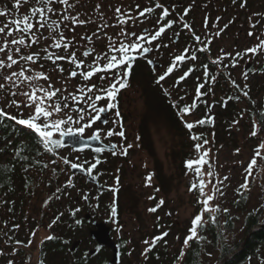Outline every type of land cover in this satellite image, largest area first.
I'll use <instances>...</instances> for the list:
<instances>
[{"label": "flooded vegetation", "instance_id": "obj_1", "mask_svg": "<svg viewBox=\"0 0 264 264\" xmlns=\"http://www.w3.org/2000/svg\"><path fill=\"white\" fill-rule=\"evenodd\" d=\"M31 1L33 7H37L36 0ZM196 1L197 0H137L136 5L139 4L140 7H132L130 9L133 20L129 21L124 28L128 32H135L137 35L141 33L152 34L155 33L159 27L165 26L168 21H172L173 23L171 27L165 28V32L160 38L147 45L151 48L150 52L138 55L133 61L130 75L127 80V87L120 89L116 100L112 101L117 107L109 109L107 121L108 108L106 106L110 101L105 97V99L99 102L100 109L101 106L103 108L106 107L104 108L105 110L99 114V119L95 120V124L97 125V122L99 124L97 128L101 130V138L99 140L105 145H115V147H113V149L103 148L102 151H96V149L88 147L75 150V152L80 154H88V156H83L82 160L76 163L84 164L85 167L90 166L96 159L104 163L106 166L104 170L108 173L106 177L102 179L99 177L100 174H97L98 166L101 164L99 163L97 167L93 169L92 174H88L83 169V172L70 173L73 186H68V184L65 185L61 182V184H57L54 188L53 184H50L53 183L51 181L49 183L50 185H47L48 192L42 197V202L39 203L40 206L38 209L37 206H31L33 202H37V180L34 175L28 173H10L3 175L1 180L7 188L2 192L0 191V211L4 206L8 207V210L3 215L0 214V264H8L9 261H13V264H110L113 256V248L99 245L97 240L91 236V230L95 229L97 224H104L109 228L110 236L119 253L117 262L113 264H120L124 249H122L120 243L124 239H115L112 235L113 230L111 224L119 221L117 218V197L114 196L110 198L108 196L110 188L108 183H106V179H111L112 177V152H114V149L118 146L116 141L123 140L125 137H120L119 135L108 136L106 133L109 129L116 132L120 129V131L125 133L126 127L124 128V126H127L126 121L128 120L130 111L122 107L123 103H125V98L129 99L130 90L139 92V87L142 88L141 94L145 100V107H147L148 111L162 103L163 106L159 108L161 112H169L172 116L175 115L178 117V121L181 120V122L185 123L190 122L185 116L191 115L192 112L194 113V118H196L207 108L208 110L209 108H211V110L214 108L216 109L214 100L212 99V92L214 90L223 93L222 95L225 98L227 94L226 89L231 88L237 91L239 88H245L242 87V83L247 80L245 79V73H247V78L251 79V83L260 80L264 67L262 64L264 53L262 55V51H260L257 54H244L245 49L255 46L259 42V39H263L262 32L259 30V27L262 25V17L260 15L262 4H260V0H235V2L234 0H198L208 4V6L207 4L205 5V8L202 5L197 6ZM156 3H160L163 7L169 9L167 16L162 17V8H156ZM242 4L244 6H241ZM60 5L62 4H59V6ZM71 5V8H69L68 5H63L64 9L62 11V16L68 14L72 16L87 15L86 10L83 9L82 13H79L78 7L75 6V4ZM144 7H152L154 11L146 13L141 17L139 12L142 11ZM246 8L247 10H245ZM251 8L252 11H250ZM185 9H188L187 14H185ZM217 10H221L222 12L218 14ZM236 10L239 12H236ZM47 15L49 17L48 23L55 20L54 16H59L56 13H48ZM213 16H219V19H221L220 16H223L227 18V20L223 22L218 19V23L214 25ZM234 16L239 17L234 18ZM246 16H258L254 18L253 21H250L249 25H251V28L249 32L253 33L251 36L244 32L246 29ZM2 17L3 16H0V23ZM83 18L88 21L89 29H91L96 37L100 33H103L101 31L104 30V25H108L107 23H96L88 15L83 16ZM157 20H159V24ZM185 23L189 24L191 27L185 28ZM65 24L67 27L64 26ZM226 24L228 27L224 28ZM237 25H240V27L236 29ZM81 26L86 27L87 23ZM112 26L113 29L119 27L118 24H112ZM12 27H14V25H12ZM78 27H80V25H73L71 21H64L59 31H62L64 36L68 38L67 36L71 37L76 33ZM256 27L260 33L256 30ZM45 28V31L49 32V29L47 27ZM221 29H223V31H221ZM120 32L121 29L118 28V34ZM217 32H220V34L217 35ZM54 34L56 33L54 32L53 35ZM14 35L18 37L20 33H15ZM194 35L199 36L200 40L196 41ZM225 36L232 38L231 49L230 47L225 48L221 46ZM71 39L73 38L71 37ZM133 39L135 38L130 37L125 42H131ZM35 45L36 44L32 45L31 48L28 49H25L27 48L25 47L23 55L32 53ZM11 47L12 49L15 48V46ZM205 47V51H200L201 48ZM186 48L189 50L187 53L184 52ZM85 50H88L90 53L92 51L91 48ZM224 50L226 53H231L232 55H224ZM237 52L242 53V55L236 57L235 53ZM193 53H195L197 57L195 60L191 59V54ZM116 54L119 55L118 53ZM133 54L135 55V53ZM181 54L185 55L187 58L182 62H176L173 72L158 83L159 76L163 75L173 63L174 58ZM13 55L14 58L18 59L15 53H13ZM43 57L44 55L41 56L40 60L47 63L48 60H45ZM218 57L220 58L219 60H217ZM85 58L87 57H84V59ZM234 60L236 61L235 66H233ZM149 61H152V63H149ZM213 61L217 62L213 63ZM70 64L71 63H69L67 67H70ZM57 65L61 66V61H57ZM205 65H207V69H205ZM83 68L86 69L87 65L85 64ZM190 68L193 69V71H191L184 80L177 83L178 78ZM107 74L109 77H106V81H109V83L113 82L111 72ZM100 75H106V73H98L90 81H84L79 74L73 79H77L80 83L87 84L100 77ZM212 77H215V80H213ZM233 81L236 83L233 84ZM200 84L205 85V87L201 89L202 93H204L203 95H198L196 92ZM181 97L183 99H181ZM193 103H195V107L191 108ZM185 105L191 108L189 114H184L179 111V109L183 108ZM166 106H170L171 108L167 109ZM117 111L119 112V116L116 115ZM158 114L160 113L158 112ZM133 115L139 117L136 114ZM103 117L106 121H104L105 123L100 120V118ZM142 118H145V116L143 115ZM208 121L209 124L212 125L213 121L210 119ZM102 122L104 124H102ZM113 126H117V129L113 128ZM137 126H139V124ZM148 130L147 120L146 122L144 120L143 124L141 119L140 132L146 138V134L149 132ZM133 134L135 137L139 138L140 133L138 128L134 130ZM80 136L82 138H88V136H83L82 134H80ZM69 148L72 147L70 146ZM77 176L83 179L81 183L77 182L76 179H72ZM89 177L94 178V180L89 179ZM73 180H75V182ZM56 183L57 181L55 180V184ZM85 196L88 197L87 200L84 199ZM71 198L73 199L71 200ZM55 201L57 202V206L53 205ZM80 201H82L81 205L78 204ZM105 202L108 203L107 205L110 209L108 210L107 207H104L107 208L108 211L103 213L101 207L102 204H106ZM30 206L31 208L29 209ZM113 207L116 209L115 216L112 215L111 211ZM76 209H79V211L73 215L72 213ZM26 212H29L31 215L32 212H34L33 215H36L35 212H40V214H38L39 219L41 218L40 222H42V218L51 222L52 228L50 226L47 227L48 230L51 229L47 237L51 236L53 238L47 239V237H45L40 244H37V232L33 229L31 224L33 218L32 222L35 225L36 216H31ZM77 220L80 221L79 224L76 223ZM16 225H19V227L17 228ZM81 232L83 233L81 234ZM33 233H35V235H33ZM71 235L73 237H71ZM16 241H21L22 243L17 245ZM29 241H31V243H29Z\"/></svg>", "mask_w": 264, "mask_h": 264}, {"label": "rangeland", "instance_id": "obj_2", "mask_svg": "<svg viewBox=\"0 0 264 264\" xmlns=\"http://www.w3.org/2000/svg\"><path fill=\"white\" fill-rule=\"evenodd\" d=\"M137 0H69L70 4H75L78 7L79 13H82L83 9L86 10L87 15L91 17V19L101 24H108V27H103L102 30L97 37L94 36V33L89 29V24L87 26L78 27L76 33L71 36L74 39H71L70 36L68 40L71 41V48L68 50L76 51L77 57L82 56V52L85 49L91 48L92 55L90 57L85 58V64L88 65L92 62L95 57V54H103L109 52V40L108 36H111L113 40L118 39V28L121 29V26L113 29L112 24L117 25V19H126V15L117 16L115 9L121 8L122 13L130 14V9L132 7H136ZM197 6H203L207 3L196 1ZM58 0L54 3L53 7L56 9V14L59 16H54L55 20H58L60 16H62L63 4L59 6ZM204 4V5H203ZM261 12V27H259L260 32H262V38L264 39V0H260ZM31 0H19V7H17V0H7V2L0 1V13H4L1 19L0 26H4L5 24L12 25L10 22L14 19H22L23 15L31 13V8H33ZM97 5H100L98 8ZM40 6L37 4V7ZM208 6V4H207ZM35 7V6H34ZM247 10V8L245 9ZM252 11V8L250 9ZM218 14L222 11L217 10ZM236 12H239L236 10ZM235 13V12H233ZM83 15V16H87ZM83 16H78L79 19H84ZM17 17V18H15ZM133 17V16H132ZM214 17V25L218 23L219 16ZM221 19L219 21L226 22L227 18L220 16ZM239 16H234L237 18ZM258 16H246L245 25L246 29L244 32L248 34L251 25L250 21H253L254 18ZM85 20V19H84ZM66 23V22H65ZM72 24V23H71ZM77 25V24H76ZM126 25V24H125ZM123 25V27L125 26ZM101 27V26H99ZM240 25L236 26V29L239 28ZM245 27V26H244ZM46 29V28H45ZM45 29H40L37 35L39 36H49V32H46ZM256 30L259 32L258 28ZM91 31V32H90ZM259 32V33H260ZM56 35V34H54ZM92 35V41H88L87 39H82V37H88ZM11 39L12 37H7L5 34H0V44H3L4 39ZM53 44L52 39H41L39 43L34 46V50L32 52H40L41 56L44 55L43 49L48 48L50 52L58 53L60 55H64L63 47L61 49H56L54 47H50ZM222 47L230 49L232 48V38L229 36H225V39L222 41ZM24 45H21V54L23 55L25 49ZM31 48V47H30ZM14 49V48H13ZM33 49V48H32ZM94 49V52H93ZM226 53V51H223ZM13 53H15L13 51ZM264 51H262L263 55ZM0 59L6 60V53H0ZM43 65V68H40V65ZM67 60H61V67L64 68V72L61 73L56 70V65H53L51 61L45 63L44 61H39L36 64H32L31 62L25 63L24 61H19L17 65H13L11 69L2 68L0 69V84H5V88L0 89V106L6 107V110L9 111L13 115L20 116V113L23 112L24 118H26L29 114L34 112V106L32 108L23 107V103L25 102V97L19 95V93L24 91H31L29 87L30 82L25 81H17L19 87H13L12 82L4 80L5 76L11 74L12 71H19L21 67L31 68L32 71H44L50 77V82L56 88L66 89V91H62L61 96H66L68 93L74 92L78 87H85L87 84H96L97 89L93 91L91 94L93 99L90 101L87 99V95L83 101H80L77 105L78 107H83L85 109V120L81 123H88L89 119L93 116L97 115V112L90 108L88 105L90 103H94L96 109H100L101 100L96 101L94 99L96 94H101L98 92L100 87H107L109 81L100 80L98 77L94 81L90 83H80L77 79H73L69 76V72L75 68L74 64H70L68 66ZM264 65V59L262 61ZM73 67V68H72ZM87 69V68H86ZM85 69V70H86ZM31 74V73H26ZM107 78L108 74L105 75ZM15 79V78H14ZM251 79L247 78L244 83H242V87L245 85H251ZM250 81V82H249ZM33 84H42L45 85L47 82L40 80L31 82ZM17 92L18 94L13 97L11 92ZM142 88L139 87V92L135 90H130L129 99L125 98V103H123V107L125 110L130 111V115L128 117L127 126L125 125V139L116 141L118 146L112 152L113 161L111 162L113 167V173L111 179H106V183L109 185L108 196L110 198L116 196L118 212L119 216L117 217L119 221L117 223H112V235L115 239H124L125 245L123 249V256L120 264H148V256L149 251H145V249L149 248L153 238L162 236L163 233H167L166 236H163L162 239L166 240L167 244V252L168 256L172 257L174 252H180V260H181V250L186 248L184 245L183 238L189 235V229L192 227V220L196 214H198L203 205L198 203L204 199L199 193V179L197 178L194 171L189 170L187 167L182 168V152L189 151V149H193L194 144H191L189 141V137L183 135L178 129L179 125L182 124L185 127V123L179 121V124L175 122L174 117L169 112H161L159 108L163 106L162 103L160 105L153 107L150 111L145 107V100L141 94ZM212 99L220 100L223 102L225 100L222 93L218 90H214L212 92ZM260 98V94L258 95ZM15 99L21 102V109H17L14 106H8L9 102ZM71 104L72 102L69 101ZM245 100H241L237 106H240L241 111L238 115V119H234L233 122H230L229 126L226 127V133L219 126L218 120L219 112L217 109L211 110L209 108V112H207L206 119H210L213 121L212 125L214 130H221V133H225V135H216L214 131H207V139L208 143L203 145V149L208 150V163L205 164L202 168V172L205 174L203 178L205 181H211V183L207 184L205 188V192L207 194H211L213 190V185H216L218 188L221 185L229 184L231 181L237 182L242 178L244 174V166L247 163L250 154L249 146L251 141L249 139L251 133V126L247 129L243 124L244 117L246 115L245 111ZM107 107V106H106ZM104 107V108H106ZM101 108H103L101 106ZM103 108V109H104ZM68 111V110H66ZM158 112L160 114H158ZM102 112H99V114ZM108 115L106 117V121L109 117V109L107 111ZM133 114H136L139 117H135ZM234 114V113H233ZM78 113H74V117L77 116ZM145 118H142V116ZM104 116V115H103ZM187 120L190 122H196L201 119H205L203 113L199 114L198 117L194 118V113L191 115L185 116ZM144 124V120L149 127V132L146 134L147 138L143 136L140 132V122ZM105 120H103L104 122ZM105 121V122H106ZM102 122V124H104ZM139 124V126H137ZM97 125L98 122H97ZM95 121L92 123V126L85 129V132L82 134L83 136H91L93 131L97 128ZM201 124H197V126L192 129V133L195 134V131H199L198 127ZM79 125L73 124L72 127L75 128ZM26 127V126H24ZM113 128L117 129V126H113ZM138 128L140 133L139 138L135 137L133 132ZM212 128V129H213ZM185 131H189L186 128ZM120 131V129L118 130ZM127 131V132H126ZM257 131L264 135V131L262 132L259 128ZM219 132V131H218ZM117 136V135H115ZM53 138H59V133H54ZM1 140V138H0ZM227 140H229L227 142ZM225 142L227 144H225ZM258 146L261 144V141H258ZM4 146L3 143L0 145ZM131 144L132 147L127 149V154H123V150L127 147V145ZM70 146H65L60 149H57L56 152H47L42 149L41 160L43 164H47V167H30L26 169L23 173H28L34 175L37 180V190H36V200L37 202H33L31 206H39L42 202V197H44L45 193L48 192L47 185L52 181L53 187L57 184H61L63 182L65 185L68 184L70 177L71 167L68 164L63 163L61 157H68L73 163L82 160L83 156H88L87 153L80 154L75 152V149L69 148ZM239 150V151H237ZM264 151V149H262ZM194 155V154H193ZM191 156L190 159H196V157ZM9 155L2 156V160L8 158ZM56 161L55 164L52 161ZM111 161V160H110ZM213 162L215 170L212 171L213 176L208 177L206 173L209 171L207 168L209 164ZM238 167V168H236ZM256 168V169H255ZM55 169V172H53ZM240 170V171H239ZM253 173L250 176L251 179H255V184L252 190V201L256 203L259 201L261 189L259 186L264 188V166L261 167L255 165L253 168ZM108 174V173H107ZM151 174V180L147 179ZM228 177L227 180H224V177ZM160 177V179H159ZM117 178H119V182L117 183ZM77 182L81 183L83 180L81 177L77 176L75 178ZM55 180L57 183L55 184ZM161 180V181H160ZM75 182V180H73ZM220 183H217V182ZM195 182L197 184V189L189 191L191 184ZM49 184V185H50ZM219 192V191H218ZM218 192L216 193V198L210 202L211 206H215L219 203ZM152 197V199H150ZM80 200V199H79ZM163 200L161 204L160 201ZM71 201V200H70ZM82 201L78 204L81 205ZM54 206H57V202L53 203ZM29 207V209L31 208ZM155 208L156 211L152 212L149 209ZM8 210V207L4 206L1 208L0 214L3 215ZM103 213H106L107 208L101 207ZM27 214L31 215L29 212ZM36 215V223L33 224L31 220V224L33 229L36 230V240L37 244H40L43 238L47 237L51 232V229L48 230L47 227L51 225V222L42 218V222L39 219L40 212H35ZM215 214V213H214ZM104 215V214H102ZM208 215H212L210 213L204 214V223L207 219ZM40 223V225H39ZM52 228V225H51ZM83 232H81L82 234ZM199 235V230H198ZM231 236L234 233L230 234ZM235 236L240 237V224H238V230H235ZM145 241H149V244H145ZM210 247V245H208ZM151 249V248H150ZM209 257L208 263L214 264L216 259V251L209 248ZM172 251H174L172 253ZM111 257V256H110ZM221 262V261H220ZM170 264V263H169ZM220 264V263H219Z\"/></svg>", "mask_w": 264, "mask_h": 264}, {"label": "snow or ice", "instance_id": "obj_3", "mask_svg": "<svg viewBox=\"0 0 264 264\" xmlns=\"http://www.w3.org/2000/svg\"><path fill=\"white\" fill-rule=\"evenodd\" d=\"M57 0H36V3L40 6L31 8V15L25 14L23 15L22 19H14L10 22L11 25H14V27H11L9 24H5L4 26H0V34H5L7 37H12L10 40L5 38L3 44H0V53H6V60L0 59V69L2 68H8L11 69L13 65H17L19 61H24L25 63L31 62L32 64H36L38 60L41 58L40 52H32L27 55L21 54V45H24L25 47L30 48L32 45L39 43L41 39H52L53 44L50 47H54L56 49H60L63 47L64 49V55H60L58 53L50 52L48 48L43 49L44 52V59L51 61L52 64L57 65V61L61 60H67L69 63L74 64L75 68L69 72V76L74 78L78 74L83 78L84 81H90L96 74L98 73H109L112 74V81L108 84V86L100 87L98 92L101 94H96L94 99L96 101L103 100L105 97L110 101L107 104L108 109L116 108L117 105L113 103L112 101L116 100L117 94L120 89H123L127 87V80L130 75V70L132 68L133 61L137 58L138 55H142L143 53H147L151 51V48L147 45L151 44L153 41H156L158 38L162 36V34L165 32L166 27H171L172 21H168L167 24L163 27H159L155 33H141L137 35L135 32H128L123 25L127 24L129 21L133 20V17L131 15H127L126 13H122L121 8H116L115 12L117 16L126 15V19H117V24L121 26V32L118 34V39L113 40L111 36H108L109 40V52L103 53V54H97L95 55L94 59L90 64L87 65V69L85 70L83 66L85 65L84 57H88L92 53H90L88 50H85L82 53L81 57H77L76 51L69 52L68 50L71 48V41L68 40L64 36V33L62 31H59L61 24L64 21H71L73 25H84L88 23V21L84 19H79L77 16H72L70 14L60 16L58 20H52L51 23H48L49 20L48 13H55L56 9L53 7L54 3H56ZM235 2V0H234ZM58 3L63 5H68L69 8L72 7V5L69 3V0H58ZM241 6H244L243 4ZM17 7H19V0H17ZM99 8L100 5H97ZM137 8L140 7L139 4L136 5ZM156 8H162V17L167 16L169 9L166 7H163L162 4L156 3ZM154 9L152 7H144L142 11L139 12V15L143 17L146 13L153 12ZM188 9H185V14H187ZM0 15H4V13H0ZM157 23L159 24V20H157ZM67 27V25H64ZM207 26V24H206ZM47 27L49 29V36H39L37 33L40 29H44ZM105 28L108 27V25H104ZM185 28H190L191 26L187 23L184 24ZM228 25H224V28H227ZM223 31V29H221ZM56 33V35H53V33ZM20 33V35L17 37L14 34ZM220 32H217V35H219ZM249 36L253 35V33L249 32ZM130 37H134L135 39L131 40V42H125ZM74 39V38H73ZM82 39H87L88 41H92V37H82ZM194 39L196 41L200 40L199 36L194 35ZM146 42V43H142ZM11 46H15L14 52L17 58H14L13 55V49ZM159 46V45H157ZM205 48H201L200 51H205ZM189 50L186 48L184 49V52L187 53ZM260 51H264V39H259V42L250 48H247L244 50V54L252 53L257 54ZM94 52V49H93ZM118 53L119 55H117ZM135 53V55L133 54ZM224 55L231 56V53H224ZM242 53L237 52L235 53L236 57H240ZM187 57L183 54L177 55L173 63L168 67L166 72L159 76V81H163L166 76L171 74L174 70V67L176 66V62H182ZM197 57L195 53L191 54V59L195 60ZM220 58L218 57L217 60ZM217 61H213V63H216ZM149 63H152V61H149ZM236 61H233V66H235ZM205 69H207V65L204 66ZM40 68H43V65H40ZM56 70L63 73L64 68L57 65ZM193 71V69H189L187 72H185L182 76L178 78L177 83L179 81L184 80L189 73ZM31 73V74H26ZM245 79H247V73L244 74ZM15 78V79H14ZM100 80H105V75H100ZM213 80H215V77H212ZM4 80L10 81L13 84V87H19V84L17 81H25L30 82L29 87L31 91H24L19 93V95L25 97V102L23 103V107L32 108L34 106V112L29 114L26 118H24L23 112L20 113V116L12 115L9 111L6 110V107H0V117L6 118L7 120L14 121L19 126H26L27 129L32 130L36 136L38 143L43 146V149L47 152H56L57 149H60L64 146V138L65 137H77L80 134H83L85 132L86 128H89L92 126V123L99 119V112L104 111L105 109H96V106L94 103H90L88 106L92 109H94L97 112L96 116H93L89 119L88 123L84 124L81 123L85 120V109L83 107H78L80 101H83L85 99V96L87 95L88 100H92L93 96L91 95L94 90L97 89L96 84H87L85 87L81 88L78 87L74 92L68 93L66 96L58 95L62 91H66V89L56 88L54 85L50 82L49 75L44 71H32L31 68L27 67H21L20 70L12 71L10 75L5 76ZM43 80L47 82L46 86L42 84H33L31 82L34 81H40ZM236 82L233 81V84ZM205 87L204 84L198 85L196 92L198 95H203L201 89ZM238 87V85H237ZM247 87V85H245ZM5 88V84H0V89ZM18 93L13 91L11 92V95L15 97ZM244 96H248V92H244ZM181 99H183L181 97ZM239 99V97H237ZM69 101L72 103L70 104ZM8 106H14L18 110L21 109V102L17 101L15 99H12ZM176 106V105H174ZM195 107V103L191 106V108ZM191 108L187 105H185L183 108L179 109L180 112L184 114H189L191 111ZM68 110V111H66ZM74 113H78L77 116L74 117ZM117 116H119V112L116 113ZM205 123V120L201 119L196 122L190 123L185 122V126L190 131L194 129L196 124H203ZM73 124L79 125L75 128L72 127ZM122 127V125H121ZM54 133H59V138H53ZM257 133L255 130L251 133V135L255 136ZM108 136L112 135H119L120 137H124L123 131H113L112 129H109L106 133ZM89 139H96L99 140L101 138V130L97 128V130L88 137ZM194 141H200L202 139L199 135H192L191 137ZM208 141L206 139L203 140V145H206ZM203 145L201 143H195L194 149L198 153L197 159H188L186 161V167L189 170H192L195 172L197 178L199 179V193L202 197H204L203 200L198 201V203H201L203 205L201 211L195 215V217L192 220V227L189 229V235L185 237L184 245L187 247L189 246V242L193 240H203L204 237H201L198 235V228L203 226L204 224V214L210 213V222L215 224L217 217L214 213L219 212L220 206L215 205L214 207L211 206L210 202H212L216 198V193L219 191V188L216 185H213V190L211 194H207L205 192V188L207 187L208 183H211V181H205L203 176L205 175L202 172V168L205 164L208 163V150H203ZM115 147V145H113ZM132 145L129 144L127 147L123 150V154H127V149L131 148ZM261 149H264V143H261L255 152V156L252 158L251 162L248 164L247 169L245 170L247 175L245 177V183L241 185V188H247L248 187V177L252 175L253 168L257 164V157L261 155ZM103 149H96V151H102ZM2 151V149H0ZM239 151V150H237ZM16 155L20 157V159H27V157L21 156L19 150H17ZM63 160V163L70 165L71 168H79L86 171L88 174L93 173V169L97 167L101 161L99 159H96L90 166L85 167L84 164L79 163H73L68 157H61ZM53 164L56 163V161H52ZM44 167H47V164L44 165ZM53 172H55V169H53ZM206 175L208 177H212L213 173L211 170H209ZM150 182L151 180V174L147 178ZM224 180H227L228 177H224ZM119 182V178H117V183ZM217 183H220L219 181ZM68 186H73V182L71 179L68 181ZM197 189V184L193 182L190 186L189 191ZM239 192L240 189H237ZM223 195V193H220ZM85 200L88 199L87 196L84 197ZM152 199V197H150ZM160 203H163V200L160 201ZM79 209H76L73 211V215H75L76 212H78ZM112 215H116V209L115 207L112 208ZM149 211H156L155 208L149 209ZM225 213L228 212V209H223ZM59 219V218H57ZM55 222V221H54ZM77 224L80 223L79 220L76 221ZM18 228L19 225H16ZM51 227V225H50ZM35 235V233H33ZM167 233H163L162 236L154 237L153 241L149 248L145 249V251H149L151 247L155 246V242L162 239L163 236H166ZM53 237L49 236L47 239H52ZM21 241H16V244H21ZM31 243V241H29ZM145 244H149V241H145ZM184 254L183 249L181 250V255ZM8 264H13V261H9Z\"/></svg>", "mask_w": 264, "mask_h": 264}, {"label": "trees", "instance_id": "obj_4", "mask_svg": "<svg viewBox=\"0 0 264 264\" xmlns=\"http://www.w3.org/2000/svg\"><path fill=\"white\" fill-rule=\"evenodd\" d=\"M0 1L7 2V0ZM262 71V76L258 82H253L251 85L245 88H239L237 91L228 88L226 89L227 94L225 95V100L223 102L215 100L216 102H214L219 112V126L222 130L225 128V133L226 127L229 126L230 122L239 118L237 115L241 111L240 106H237L239 102L241 100H245L246 102V115L243 124L246 129L251 126V133L255 130L257 134L253 136L250 133L249 139L247 138V140L251 141L249 146L251 155L244 166L245 170L255 156L258 141L264 143V135H261L257 131L258 128L262 132L264 131V67ZM244 92H248V96H244ZM259 94L260 98H258ZM166 108L170 109L171 107L166 106ZM207 112H209L208 108L203 111L205 123L198 127L199 131H195V134L187 129L186 126L184 127L183 124L182 126L179 125V131L189 137L191 144H202L204 139L208 141L207 131H214L216 135H220L221 130L218 129L219 127L214 130L215 128L206 119ZM173 117L177 121L175 122L179 124L178 117L175 115ZM185 128L189 131H185ZM225 133H221V135H225ZM192 135H199L202 139L200 141H194L191 138ZM0 138V143L4 144V146L2 144L0 145V149H2L0 151V191L2 192L7 188L1 180L3 175L23 173L30 167L41 168L44 164L41 160L43 146L38 143L37 136L32 130L24 126H19L14 121L0 117ZM225 144L227 143L225 142ZM17 150H19L21 156L27 157V159H20L16 155ZM203 150L205 149L202 148L201 151ZM7 154L9 157L2 160V156H6ZM192 155L196 159L198 158V153L194 147L187 152H182V168H186V161ZM262 165L264 166V151L261 149V155L257 157L256 166L258 168V166L261 167ZM98 167L97 174H100L99 177L103 179L107 174L104 170L106 166L104 163H101ZM207 169L211 171L215 170L213 162L209 164ZM246 175L247 173L244 171L242 178L237 182L231 181L229 184L219 186L218 196L220 200L217 205L220 206L221 210L215 213L217 217L216 223H211L210 215L207 216L203 226L198 228L199 236L204 237V239L190 241L189 246L184 249V254L181 255V260L179 259L180 252L178 251H172V253L174 252L172 257L168 256L167 241L160 239L150 249L148 264H209L210 247L217 253L214 264H219L228 255L223 264H264V188L259 186L261 189L259 201L253 203L251 189L255 184V179L248 177V187L241 188V185L245 183ZM237 189H240V191L238 192ZM221 192L223 195L220 194ZM105 203L102 204V207H107L109 210L108 203ZM116 206L119 216L117 199ZM223 209H228V212L225 213ZM238 224H240V237L235 236V230H238ZM231 233H234V235L231 236ZM247 234V239L244 241ZM71 237L73 236L71 235ZM120 245L123 249L125 240H122ZM240 245V249L236 251ZM234 251L236 252L233 253Z\"/></svg>", "mask_w": 264, "mask_h": 264}, {"label": "water", "instance_id": "obj_5", "mask_svg": "<svg viewBox=\"0 0 264 264\" xmlns=\"http://www.w3.org/2000/svg\"><path fill=\"white\" fill-rule=\"evenodd\" d=\"M100 120L103 121L104 117L100 118ZM65 146H71L75 150H81V149H84L86 147L92 148V149H98V148H100V149H103V148L113 149V146L105 145L100 140L82 138L80 135L77 137H72V138L65 137L63 147H65ZM71 170H72V172H83V170L79 169V168H71ZM89 179L94 180V178H91V177H89ZM91 236L97 240L99 245L112 247L113 248V256H112V259L110 261V264L117 262L118 257H119V253H118V249H117L114 241L112 240V238L110 236L109 228L106 227L104 224H97L96 228L91 230ZM247 236H248V234L246 235L244 241L247 239ZM241 245L239 246V248L236 251H238L240 249ZM236 251H234L233 253H235ZM228 256H226V257H228ZM226 257L221 260L220 264H223Z\"/></svg>", "mask_w": 264, "mask_h": 264}]
</instances>
